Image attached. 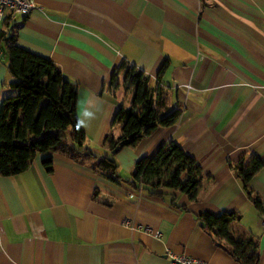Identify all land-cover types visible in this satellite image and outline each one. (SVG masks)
<instances>
[{
  "label": "crops",
  "instance_id": "0c3cea01",
  "mask_svg": "<svg viewBox=\"0 0 264 264\" xmlns=\"http://www.w3.org/2000/svg\"><path fill=\"white\" fill-rule=\"evenodd\" d=\"M32 1L25 17L0 13V30L77 86L86 138L76 158L54 152L51 172L37 156L26 170L0 175V264H172L170 254L240 264L202 227L201 211L238 214L233 233L251 236L264 264V212L236 168L253 156L263 160L249 185L264 206V0ZM122 61L143 71L152 93L161 89L180 114L174 125L113 153L106 136L121 134L113 115L132 105L118 72V87L111 85ZM11 79L0 50V104L15 94ZM169 141L200 167L195 199L126 182L139 158ZM83 148L113 157L119 183L96 170Z\"/></svg>",
  "mask_w": 264,
  "mask_h": 264
},
{
  "label": "trees",
  "instance_id": "16d2710c",
  "mask_svg": "<svg viewBox=\"0 0 264 264\" xmlns=\"http://www.w3.org/2000/svg\"><path fill=\"white\" fill-rule=\"evenodd\" d=\"M9 19H5V26ZM0 50L12 78L9 86L15 91L12 96L3 98L0 104V175L10 176L26 170L37 156H41L44 169L51 172L54 152L72 154L76 158L77 149L85 145V133L76 114L77 86L66 81L50 59L18 46L15 34L7 36L6 31L0 30ZM162 69L163 66L159 72ZM117 72L122 76L126 89H132V105L119 106L113 115L112 123L121 124V134L116 139L106 136L112 150L134 146L157 127L174 125L180 114L177 107H168L161 89L152 93L149 77L143 71L125 61L112 74L113 89L118 87L115 83ZM88 155L96 170L104 171L101 174L119 183L114 158L91 152ZM262 164L260 157L253 156L247 165L240 163L236 166L244 190L261 213L264 206L260 198L253 195L249 180ZM201 179L196 161L177 143L169 141L153 155L139 158L126 182L150 194L169 188L195 199ZM196 216L202 227L212 233L218 243L222 242L240 264L259 263L256 241L251 236H238L232 231V223L238 219V214L224 212L213 215L201 211Z\"/></svg>",
  "mask_w": 264,
  "mask_h": 264
},
{
  "label": "built area",
  "instance_id": "2783aa9c",
  "mask_svg": "<svg viewBox=\"0 0 264 264\" xmlns=\"http://www.w3.org/2000/svg\"><path fill=\"white\" fill-rule=\"evenodd\" d=\"M35 4L32 0H0V13L7 12L9 15H22L27 16L34 8ZM126 224H130V221H126ZM264 225V217L262 220ZM151 231L150 229H148ZM172 264H201L198 259L191 258L185 255L170 254Z\"/></svg>",
  "mask_w": 264,
  "mask_h": 264
},
{
  "label": "rangeland",
  "instance_id": "374dc122",
  "mask_svg": "<svg viewBox=\"0 0 264 264\" xmlns=\"http://www.w3.org/2000/svg\"><path fill=\"white\" fill-rule=\"evenodd\" d=\"M114 156V155H113ZM113 158V157H112ZM116 162V164H117V166L119 165L118 164V162L117 161H115ZM122 171H124L122 168H121V170H119V173H121ZM124 173V172H123ZM129 174V173H128Z\"/></svg>",
  "mask_w": 264,
  "mask_h": 264
},
{
  "label": "water",
  "instance_id": "95a60500",
  "mask_svg": "<svg viewBox=\"0 0 264 264\" xmlns=\"http://www.w3.org/2000/svg\"><path fill=\"white\" fill-rule=\"evenodd\" d=\"M116 150H117V148L113 149V151H112V152L114 153V152H116Z\"/></svg>",
  "mask_w": 264,
  "mask_h": 264
}]
</instances>
